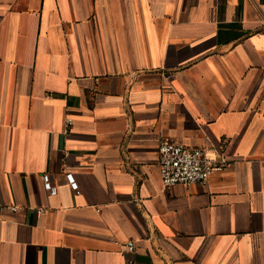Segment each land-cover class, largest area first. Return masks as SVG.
<instances>
[{"label": "crops", "instance_id": "crops-1", "mask_svg": "<svg viewBox=\"0 0 264 264\" xmlns=\"http://www.w3.org/2000/svg\"><path fill=\"white\" fill-rule=\"evenodd\" d=\"M165 139L229 167L166 189ZM129 240L264 264V0H0V264H126Z\"/></svg>", "mask_w": 264, "mask_h": 264}, {"label": "built area", "instance_id": "built-area-1", "mask_svg": "<svg viewBox=\"0 0 264 264\" xmlns=\"http://www.w3.org/2000/svg\"><path fill=\"white\" fill-rule=\"evenodd\" d=\"M73 124L71 118L66 119V129ZM159 174L163 186L169 189L173 186L208 185L211 177L225 171L229 161L223 153L213 155L206 148L189 147L182 142L163 140L159 145ZM73 189H77V182L72 174L66 175ZM48 183L49 178L45 176ZM16 211L17 208L13 207ZM118 244V243H117ZM126 264H136V242L129 240L123 244Z\"/></svg>", "mask_w": 264, "mask_h": 264}]
</instances>
